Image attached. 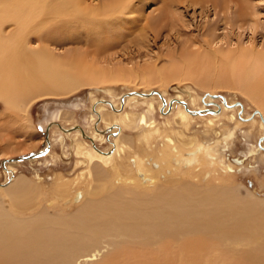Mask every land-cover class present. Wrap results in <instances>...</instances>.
Wrapping results in <instances>:
<instances>
[{"label":"bare ground","instance_id":"obj_1","mask_svg":"<svg viewBox=\"0 0 264 264\" xmlns=\"http://www.w3.org/2000/svg\"><path fill=\"white\" fill-rule=\"evenodd\" d=\"M136 1L0 0V101L6 110H14L19 98L32 100L46 93L65 94L81 86L105 85L139 77L140 72L135 70L84 65L86 63H78L74 55H57L52 49L65 44V40L80 41L88 33L96 34L98 41L104 43H108L114 34H124L128 24L124 20L135 12L133 4ZM167 6L165 1L162 16L166 15ZM135 21L133 16L130 26ZM152 25L155 24H149ZM35 42L36 48L31 46ZM209 50L205 54L182 52L178 62L169 66L173 70L166 67L143 72V82L191 79L210 89L203 95V104L215 103V88H234L256 107L259 128L264 131V48L251 45L222 52ZM212 61L217 65L214 71H210ZM180 67L184 70L177 74L175 71ZM151 91H140L145 95L130 91L120 98L159 97L163 112L178 102L183 105L176 113L179 124L185 126L190 121V109L186 108L187 103L180 101L179 95L174 100H167L163 92ZM110 106L109 111L103 103L92 108L94 114L105 110L100 118L109 122L107 129H110V136L114 135L109 149L88 148L86 141L75 145L77 152L89 162L98 160L100 163L94 171L88 172L89 177H95L90 196L98 198L89 197L90 200L85 201V197L71 213L59 211L54 216L45 209L31 210L28 217L13 216L0 204V264H264V211L259 209L258 201L240 200L224 187L194 188L188 182L175 188L157 183L153 191L138 192L139 181L126 172L148 169L147 159L132 148L133 139L126 143L115 134L120 133L119 116L125 126L139 130L137 140L145 148H149L155 138L160 140L159 159L162 162L165 157L170 159L169 164L173 166L170 168L181 171L183 167L195 170L202 166L205 168L203 179L208 181L211 173L220 171L224 174L229 169L218 148L222 142L228 143L234 130H224L221 137V133L215 131L216 138L205 145L195 135L188 138L183 129L159 131L155 121L151 117L147 119L145 113L120 114L119 107L116 108L113 102ZM234 106L227 102L222 104L223 109ZM238 107L242 110V106ZM53 117H59V114L54 113ZM230 117L234 119L233 114ZM208 124L213 126V120L209 119ZM47 131L48 128L45 141L50 143ZM74 133H82L91 140L97 137L87 135L79 127ZM96 134L102 135L101 131ZM258 148L264 147L260 143ZM186 150H189L187 155L183 154ZM125 153L132 156L131 164L129 161L127 164L117 162ZM10 159L3 161L9 176L13 172L9 163L17 161ZM23 179L6 191L17 204L37 196ZM10 180L0 186L7 187ZM56 181L57 190L61 189L59 192L69 193L78 180L65 182L59 178ZM27 204L32 208L36 201ZM106 243L110 245L109 251L97 260L96 256Z\"/></svg>","mask_w":264,"mask_h":264},{"label":"rangeland","instance_id":"obj_2","mask_svg":"<svg viewBox=\"0 0 264 264\" xmlns=\"http://www.w3.org/2000/svg\"><path fill=\"white\" fill-rule=\"evenodd\" d=\"M97 1L93 0L94 3ZM165 1L168 2V6L166 15L162 16L164 10L162 6ZM193 2L190 0H138L133 4L136 7L135 12L124 20L125 23L128 21L126 30L123 31L125 33L119 36L114 34L108 43L99 42L96 34L88 33L80 41L65 40L66 43L58 45L59 47L51 45L55 47L52 49L57 55L72 54L78 63L95 64L104 69H124V71L132 70L133 72L135 70L140 72L139 77L133 76L124 81L105 85L81 86L65 94L46 93L32 100L19 98L14 110L11 108L9 111L6 110L3 101H0V183H6L11 178L7 187L0 186V204L7 207L5 209L11 211L13 216L28 217L31 215V210L44 209L50 216H54L59 211L68 214L74 211L77 204L85 197V201L89 197L90 199L98 198L90 196L95 177H89L88 172L94 171L100 163L98 160L89 162L85 156L77 152L75 145L86 141L89 144L87 147L92 146L101 151L109 149L108 145L114 135L110 136V129H107L109 122L102 120L100 115L105 110H110L112 102L116 108L119 107L117 110L120 114L145 113L147 119L151 117L155 121L154 125L159 128V131L183 129L188 138L195 135L205 145L216 138L215 131L220 132L221 137L224 130H234V135L228 143L225 145L222 142L219 146L221 149L218 148L223 163L229 169L224 174L220 171L211 173L209 180L205 181L202 176L205 168L202 166L195 170L183 167L181 171L178 168L177 170L170 168L172 166V163L169 164L170 159L167 160L165 157L163 160L165 162L159 159L161 156L157 151L161 149L160 140L155 138L151 146L145 148V145L137 140L139 130L125 126L117 115L120 133L115 134L120 135V140L126 143L132 142L133 139L132 148L144 155L148 162L147 171L141 169L126 172L139 181L138 192L146 194L150 190L153 191L157 183L166 185L168 188L178 187L184 182H188L187 184L194 188L224 187L225 191L234 193L233 195L240 200L258 201L259 209L264 211V150L258 148L260 143L264 147V131L259 128L260 119L256 116V107L250 100L234 88L219 87L213 91L216 95H223V97H216L217 99L213 100L215 103L203 104V95L210 89L197 85L191 79L182 78L145 84L141 77L146 71L154 72L166 67L173 70L169 66L178 62L182 52L187 50L189 53L203 52L205 54L206 51H210L209 49L212 52L214 49L222 52L236 49L238 46L254 45L264 48V0ZM133 16L136 17V21L130 26ZM149 24L155 25L149 26ZM31 46L36 48L37 42L32 43ZM216 66V63L212 61L210 71H214ZM183 70L180 67L175 72L179 74ZM105 88L109 90L103 91L102 89ZM151 90L163 92L167 100H174L179 95L180 101L187 103L186 108L191 110H189L190 121L185 126L179 124L176 113L183 105L178 102L173 103L171 108L166 107L163 112L159 97H129L123 102L122 97L120 98L121 95L130 91ZM225 102L235 106L223 109L222 104ZM97 103L105 105V110H102L100 114H94L92 110ZM150 103H152L151 107ZM238 106H242V110ZM212 110L214 113L211 112ZM54 113H58L59 117L54 118ZM231 114L234 115V119H231ZM215 115L217 116L214 117ZM209 119L213 120V126L208 124ZM236 122L237 125H235ZM77 127L87 135L97 137L91 140L82 133L76 135L74 131ZM46 128H48V140H50L49 150L32 160L9 163L13 169L12 175L9 176L4 168L6 164L3 167V161L44 149ZM97 131H101L102 135H97ZM261 137L263 139L258 143ZM188 152L189 150L183 151V154L187 155ZM121 161L124 164L129 161L131 164L132 156L125 153L121 160H117L118 163ZM183 173L186 178H182L185 176ZM59 178L65 182L74 181V179L78 181H75L69 193H65L59 192L61 189L57 190L56 180ZM20 179L27 180L30 190L35 191L37 196L17 204V201H12L6 191ZM89 179H92V182ZM30 201H36L32 208L31 204H27ZM70 204L74 205L70 206ZM106 244L96 256L97 260L109 251L110 245Z\"/></svg>","mask_w":264,"mask_h":264},{"label":"water","instance_id":"obj_3","mask_svg":"<svg viewBox=\"0 0 264 264\" xmlns=\"http://www.w3.org/2000/svg\"><path fill=\"white\" fill-rule=\"evenodd\" d=\"M152 93H154L155 91H151ZM137 94L139 95H145L142 92H137ZM214 97H223V95H214ZM123 100V97L121 98V101ZM240 105V104H238ZM263 137H261L258 141V143H260L262 141ZM50 147V143L47 141L46 146L44 149H42V151H38V152H34V153H30V154H26V155H20L16 158L10 159L11 161L13 160H17V161H23V160H28L30 158H36L40 155H42L44 152H47L49 150ZM264 149V148H263ZM4 164V163H3Z\"/></svg>","mask_w":264,"mask_h":264}]
</instances>
